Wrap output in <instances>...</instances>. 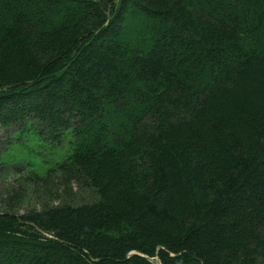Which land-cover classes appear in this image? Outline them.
I'll return each mask as SVG.
<instances>
[{
	"label": "trees",
	"instance_id": "obj_1",
	"mask_svg": "<svg viewBox=\"0 0 264 264\" xmlns=\"http://www.w3.org/2000/svg\"><path fill=\"white\" fill-rule=\"evenodd\" d=\"M0 125L62 184L0 264H264V0H0Z\"/></svg>",
	"mask_w": 264,
	"mask_h": 264
},
{
	"label": "rangeland",
	"instance_id": "obj_2",
	"mask_svg": "<svg viewBox=\"0 0 264 264\" xmlns=\"http://www.w3.org/2000/svg\"><path fill=\"white\" fill-rule=\"evenodd\" d=\"M13 130L0 125V212L24 215L32 208H41L50 200L51 204L57 203L55 194L62 184L60 176L53 173L56 164L50 163L51 171L40 168L39 160L42 155L37 150L49 153L45 158L55 161L60 158L61 149L55 147L48 151L46 147L36 145L32 138L24 134L19 136ZM16 151L24 158L23 163H18ZM46 171H49V175L45 174ZM73 188L76 193L86 197L77 182L73 183ZM132 252L135 251L130 253ZM151 260L160 264L156 256Z\"/></svg>",
	"mask_w": 264,
	"mask_h": 264
}]
</instances>
